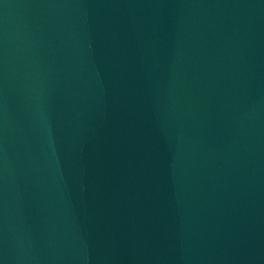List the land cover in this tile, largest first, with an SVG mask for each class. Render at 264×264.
Wrapping results in <instances>:
<instances>
[{"label":"water","instance_id":"water-1","mask_svg":"<svg viewBox=\"0 0 264 264\" xmlns=\"http://www.w3.org/2000/svg\"><path fill=\"white\" fill-rule=\"evenodd\" d=\"M264 235V0H0V264H244Z\"/></svg>","mask_w":264,"mask_h":264}]
</instances>
